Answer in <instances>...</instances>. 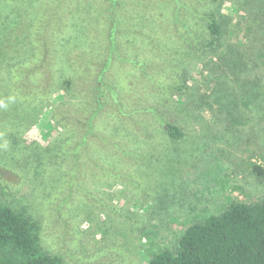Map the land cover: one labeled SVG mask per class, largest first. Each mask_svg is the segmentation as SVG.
<instances>
[{"label": "rangeland", "instance_id": "rangeland-1", "mask_svg": "<svg viewBox=\"0 0 264 264\" xmlns=\"http://www.w3.org/2000/svg\"><path fill=\"white\" fill-rule=\"evenodd\" d=\"M43 2L60 92L0 72V196L39 221L46 252L147 264L205 215L264 198V0Z\"/></svg>", "mask_w": 264, "mask_h": 264}, {"label": "trees", "instance_id": "trees-1", "mask_svg": "<svg viewBox=\"0 0 264 264\" xmlns=\"http://www.w3.org/2000/svg\"><path fill=\"white\" fill-rule=\"evenodd\" d=\"M40 1L0 0V72L7 74L2 81L10 87H16L19 76L28 81L31 75H41L40 86L44 87L41 92L49 90L55 95L59 91L55 77L62 45L50 38L48 32L51 25L47 18L49 12L54 18L58 16L48 2L41 4ZM108 17L113 20L111 15ZM204 18L215 38V41L206 44V48L215 47L216 40L222 38L221 24L215 14ZM113 32L114 26L109 32L110 51L114 50ZM46 33L47 38L44 36ZM56 36L60 37V33ZM235 50L230 47V51L236 53ZM50 54L55 56L56 61L51 59ZM32 62L36 64V69L30 74L26 66ZM48 75L51 76V85L47 83ZM19 89L17 87L16 91ZM178 90L182 91L183 87ZM41 92L31 91L36 97H40ZM161 124L171 140L179 141L184 137L176 124ZM255 169L259 175L263 174L261 168ZM148 254L147 264H264V198L249 204L231 201L221 214L205 215L183 230L175 250L151 247ZM0 264H63L59 256L43 249L39 221L26 208L8 204L1 196Z\"/></svg>", "mask_w": 264, "mask_h": 264}]
</instances>
